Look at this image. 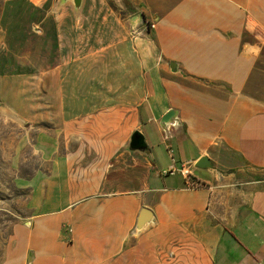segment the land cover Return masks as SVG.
Returning a JSON list of instances; mask_svg holds the SVG:
<instances>
[{
	"label": "crops",
	"instance_id": "crops-1",
	"mask_svg": "<svg viewBox=\"0 0 264 264\" xmlns=\"http://www.w3.org/2000/svg\"><path fill=\"white\" fill-rule=\"evenodd\" d=\"M50 21L56 54L19 89L0 78L6 120L49 129L0 264H264V0H84Z\"/></svg>",
	"mask_w": 264,
	"mask_h": 264
},
{
	"label": "rangeland",
	"instance_id": "rangeland-1",
	"mask_svg": "<svg viewBox=\"0 0 264 264\" xmlns=\"http://www.w3.org/2000/svg\"><path fill=\"white\" fill-rule=\"evenodd\" d=\"M57 2L0 0V78L21 75L14 84L16 89L31 74L32 66L44 63V51L56 54L57 41L50 18ZM8 83L0 86V115L4 116L0 117V259L13 224L29 214L27 200L33 187V180L29 179L36 170H43L42 148L49 143L43 133L49 132L46 121L6 120L14 88Z\"/></svg>",
	"mask_w": 264,
	"mask_h": 264
},
{
	"label": "water",
	"instance_id": "water-1",
	"mask_svg": "<svg viewBox=\"0 0 264 264\" xmlns=\"http://www.w3.org/2000/svg\"><path fill=\"white\" fill-rule=\"evenodd\" d=\"M83 1L84 0H58V2L55 5V10H57L58 8H60L61 6H63L66 3H71L72 6L74 7L75 11H78L82 6ZM132 20H133V18H131V21ZM131 21H130V23H131ZM161 123L164 127L163 130L165 132H169L171 127H174L177 125V119H176V117H174V114L172 112H169L162 117ZM129 146L131 149H139V150L145 149L146 144L144 142L143 135L139 131H134L132 133ZM195 166L201 167V168H209L210 162L206 157H200L195 162ZM149 212L150 211L146 208H143L140 211V214L138 217V223L139 224H141L145 220L147 215L150 214Z\"/></svg>",
	"mask_w": 264,
	"mask_h": 264
},
{
	"label": "built area",
	"instance_id": "built-area-1",
	"mask_svg": "<svg viewBox=\"0 0 264 264\" xmlns=\"http://www.w3.org/2000/svg\"><path fill=\"white\" fill-rule=\"evenodd\" d=\"M171 170L172 169H170V171ZM180 171L184 175V178L187 180L188 184H192V182L190 181V180H192L191 177H190V170L188 168H186L185 166H182Z\"/></svg>",
	"mask_w": 264,
	"mask_h": 264
}]
</instances>
